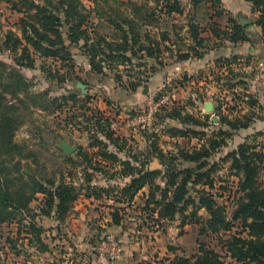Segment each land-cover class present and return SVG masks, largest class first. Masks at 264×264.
I'll return each mask as SVG.
<instances>
[{
  "label": "rangeland",
  "instance_id": "rangeland-1",
  "mask_svg": "<svg viewBox=\"0 0 264 264\" xmlns=\"http://www.w3.org/2000/svg\"><path fill=\"white\" fill-rule=\"evenodd\" d=\"M53 1L56 6L61 0ZM94 1L79 0L77 11H69L67 15L65 12L61 13L64 22L62 33L66 45L73 55V62L62 64L60 61L55 62L35 56L34 68L20 69L26 82L31 86L30 94L38 96L37 102L34 104L32 100L28 101L23 93L18 94V98L31 107V113L24 111L21 101L5 94L7 100L19 108V115L25 122L17 133V141H25L27 146L35 151L38 161L46 167V173L51 174L55 171L59 174L58 176L62 173L70 177V167L64 162V158L69 156L64 155L59 145L62 141H67L68 144L79 147L77 153L83 149L82 147H86L85 144L90 145L93 134L90 130L93 126L86 121L84 115H91L95 111L102 112L107 120H103L107 122V127L110 126L116 136H120L127 142V145H122V147L128 148L129 146V150H136V153L142 154L145 153V147L146 145L148 147V141L151 139H154L159 148L168 154L176 153L177 145L187 149L198 145L197 139L169 137L166 131L173 127L180 128L181 125L178 121L166 118L167 109L178 107L184 113L195 115L202 120H205V116L208 115L209 126L198 129L204 131L207 138L220 129L231 133V137L227 140V147L222 148L214 155L210 162L219 164L215 180L220 191L219 195L223 194V196L216 198V201L225 208L228 220H232L240 195L237 194V178L234 176V172L230 171L231 162H226L223 159L242 143L249 144L257 151H264V71L254 63V60L251 59L252 56L249 55H231L230 69L233 70V73H230L227 66L220 70L219 59L213 63L210 62V66L207 64L203 68L191 69L199 58L182 61L167 52L162 58L163 67H159L156 60L147 59L146 70L122 67L119 71L107 70L104 75L96 74L92 72L89 63V54H92L90 46L93 48V45H102L103 49L105 44L101 41L100 36L108 35L110 38V35L116 33L109 18L117 19L121 23L122 19L126 17L131 19L134 14L132 9L124 10L123 7L115 6L111 1L97 0V4H94ZM179 1L185 6L183 16L176 15L173 21L162 17L158 24L144 26V29L153 33L165 31V27L172 25V22L178 27H183L179 31V35L176 31L170 33L172 41H178L175 51L178 50V47L182 52H186L189 48V44L185 43V40L186 38L189 40L187 31L190 22L198 23L205 30L201 36L205 38V41L208 40L201 49L203 56L200 60L204 59L209 49L220 48V46L230 43L226 35L222 34L224 31L227 32L226 28L230 30V26H227L230 18L241 25L242 19L248 22L246 24L249 27L247 33L251 35V40L256 37L252 31L257 29L262 32L261 27L256 24L260 14L252 13L251 4L248 6L243 0H221L223 7L226 8L222 17H217L213 8H210V0H204L207 4L200 3L198 6L193 5L195 0ZM140 3L138 1V4ZM81 6L83 9H80ZM21 17H23L22 14L15 12L12 5L0 1V39H3L6 32L19 29L18 24ZM78 24L80 25L75 31L74 37L75 39L80 38L71 43L68 40L70 27H77ZM138 24L141 26V22L138 21ZM215 32L218 33V38L215 36ZM260 35L264 41L263 33ZM212 36L215 38L213 42L210 41ZM86 41L89 42L86 43ZM85 44H88L89 47H86ZM234 57H237L238 60L237 58V61L233 60ZM1 58L7 64L14 66L13 55L6 52ZM225 58L227 57L220 59ZM134 61L135 65L142 63L138 59ZM185 66H188L187 70ZM144 71L146 74H139ZM118 75L121 76V82L118 80ZM138 78L141 80L140 87L136 92H132L128 89L130 81H138ZM4 80L8 79L4 78ZM79 84L84 86L83 90L80 89ZM46 92L49 94L47 97L40 95ZM64 96L69 98L67 102L62 101ZM247 96H251L250 100L247 99ZM54 99L57 101L53 104ZM251 100L257 101L262 108L260 109L258 105L252 108L248 104ZM209 103L213 105L211 113L206 112V105ZM44 107L51 108L52 113L45 112L42 109ZM220 115L228 117L229 120L243 119L246 115L253 117L254 120L248 129L231 131L226 125L220 123ZM116 122L119 123V127L114 129L112 125ZM99 136L105 140L103 136ZM141 142L143 143V152L139 150ZM109 151L114 152L115 150L109 147ZM175 165L177 166V164ZM179 165L180 167L191 166L181 162ZM79 171L80 169L77 168L72 169L73 179L77 185L82 183ZM67 181L70 180L67 179ZM262 181H264V171L262 172ZM98 183L103 185L105 182L98 179ZM108 185L110 184L102 187ZM91 203L84 204L83 208H73L61 222L44 217L37 219L38 225L45 229L41 241L32 239L31 235L26 234L28 229L26 225L29 224L30 218L35 213L33 209L22 214L20 218L25 220L22 224L0 225V264H110L116 262L118 259L111 261L107 256H102L100 251L101 244L107 240L109 235H115L121 241L118 237L119 233L108 231L110 223L106 221L110 217L112 218V214L117 211L116 207L124 208L118 212L121 220L127 222L124 227L125 231L131 235L139 236L138 233H135L136 229L157 227L152 226L146 214H144L145 216L141 215L135 205H125L124 207V205L119 206L112 202V206L97 204L95 201ZM37 205L38 203H33L31 208L35 209ZM198 215L206 229L205 233L200 234L201 226L199 225L193 226L185 232L186 230H179L173 223L171 225V231L174 233L172 237L183 238L179 242L176 239H171L168 242L172 245L169 246L167 243L162 244L163 251L165 252L167 247L166 250L172 257L174 252H171L170 248H175L179 255L192 257L199 253L201 246H206L215 250L226 264H243L231 258L226 244L229 239L228 235L241 231L239 222H234V228L230 234L226 235L223 232L214 234L209 232L207 224H204L210 218L206 210L202 209ZM19 229L24 231L21 236L18 235ZM129 229H134L133 233ZM142 235L141 233L139 237ZM157 237L156 232H151V236L148 235V239H152L151 244L146 242L141 244V247L145 245L153 251L150 259L156 264H168L170 257L166 255L167 253L164 255L162 250L157 249ZM137 242L141 243L142 240ZM121 246L123 254L120 258L122 259L125 253L124 243L121 242ZM140 253L137 248L132 251L130 264H145L138 257Z\"/></svg>",
  "mask_w": 264,
  "mask_h": 264
},
{
  "label": "trees",
  "instance_id": "trees-1",
  "mask_svg": "<svg viewBox=\"0 0 264 264\" xmlns=\"http://www.w3.org/2000/svg\"><path fill=\"white\" fill-rule=\"evenodd\" d=\"M0 1L12 5V9L23 16L19 20V29L6 32L3 39H0V225L22 224L25 221L20 218L22 214L33 209L35 213L26 225L28 228L26 234L31 235L32 239L41 241L45 229L38 225L37 219L44 217L61 222L83 195L95 200L106 197L119 206L135 205L140 214H146L152 226L158 228H163L166 222L180 217L183 225L187 223L199 225L200 234H204L206 229L200 222L201 217L198 213L205 209L210 218L204 224H207V230L214 234L222 232L226 235L230 234L234 222H239L241 231L228 235L229 239L226 242L232 259L243 264H264V181H262L264 151H257L249 144L242 143L224 157V161L231 162L230 171L234 172L237 178V194L240 195L232 220H228L225 208L216 201V198L223 196V194L219 195L220 191L215 180L219 164L211 163L210 159L222 148L227 147L231 133L220 129L207 138L206 133L198 129L209 126L208 115L202 120L195 115L184 113L178 107L167 109L166 118L178 121L181 125L180 128H169L166 131L169 137L197 139L198 145L188 149L177 145V152L168 154L159 148L154 139H151L148 141L145 153L133 154L129 151L127 160H121L117 152L123 151L125 148L122 145L126 146L127 142L116 136L110 126L107 127L105 122L107 120L102 112H92L91 115H84V118L93 126L90 130L93 134L89 147L94 152L89 153L81 149L78 153L75 152L70 157L64 158V162L70 167V177L62 173L58 176L55 171L51 174L46 173V167L38 161L35 151L27 146L25 141H17V133L25 122L19 115V108L9 102L5 94L21 101L24 111L31 113V107L18 98V94L23 93L26 99L32 100L34 104L38 96L30 94L31 86L26 82L20 69L34 68L35 56L55 62L60 61L62 64L73 62V55L62 33L64 22L61 13L65 12L67 15L69 11H77L79 0H61L56 6L53 0ZM107 1L123 7L124 10L132 9L134 16L131 19L127 17L122 19L121 23L117 19L109 18L116 33L110 35V38L108 35L100 36L105 44L103 49L102 45H93V48L90 46L92 54H89V63L92 72L104 75L107 70L119 71L122 67L141 70L147 68V59H154L159 67H163L162 58L167 52L182 61L200 59L203 56L201 49L206 41L201 34L205 30L196 22H190L188 25L187 34L192 45L186 52L180 49L175 51L170 47L173 45L170 33L176 31L179 35L183 27H178L172 22V25H167L163 32L153 33L144 29V26L158 24L162 17L173 21L174 16H183L185 6L179 0ZM138 1L141 3L138 4ZM245 1L251 4L252 13L260 14L256 24L261 27L264 36V0ZM210 2V8H213L216 16L222 17L226 9L223 7V2L221 0H210ZM95 3L97 4V0L94 1ZM200 3L207 4L204 0H195L193 5L198 6ZM80 9H83L82 6ZM137 20L141 22V26ZM228 23L230 30L222 34L226 35L230 43L238 45L251 41L247 33L248 26L243 27L231 18ZM79 25L70 27L68 40L71 43L80 38L74 37ZM214 34L218 38V33ZM85 46L89 47L88 44ZM6 52L14 56V66L2 60L1 56ZM236 58L234 57L233 60ZM135 59L142 63L135 65ZM230 60V58L219 59L220 70L225 69L226 66L229 70L232 64ZM230 73H233L232 69ZM139 74H146V71ZM4 78L8 80L5 81ZM118 80L120 82L122 80L119 75ZM139 83H141L140 79L130 81L128 89L136 92L140 87ZM40 95L47 97L49 94L46 92ZM250 98L251 96H247L248 100ZM64 100L67 102L69 98L64 96L62 101ZM56 101L57 99H54L53 104ZM248 104L252 108L257 105L262 108L257 101L251 100ZM42 109L52 113L51 108ZM253 120V117L246 115L243 119L235 120L220 115V123L231 131L248 129ZM111 146L114 152L109 151ZM141 156H143L142 160H140ZM98 157L101 158V162L96 160ZM154 158L162 162L164 170L150 169V163ZM103 161L111 162L112 165L119 163L122 168L108 169ZM179 162L191 166L180 167ZM76 168L80 169L82 180L80 185H77L73 179L72 169ZM100 174L116 180V185L102 187L94 184V177ZM120 180L127 182L122 186L118 183ZM138 198L142 201L141 204L137 202ZM33 203H38L35 209L31 208ZM120 209L124 208L116 207L117 211L112 214L116 225L122 222L118 212ZM23 232L19 229L18 235L21 236ZM198 252L192 257L176 255L168 260V264H226L221 256L209 247L201 246Z\"/></svg>",
  "mask_w": 264,
  "mask_h": 264
},
{
  "label": "crops",
  "instance_id": "crops-1",
  "mask_svg": "<svg viewBox=\"0 0 264 264\" xmlns=\"http://www.w3.org/2000/svg\"><path fill=\"white\" fill-rule=\"evenodd\" d=\"M243 1H245V0H243ZM246 3L248 4V6H250V3H248V2H246ZM227 26H229V24H227ZM225 30H229V29L226 28ZM252 32L255 34L256 37H254L251 40V42L238 44V45H235V44L233 45V44L227 43L224 46H220V48L216 47L215 49H209L207 51L204 59L196 60V63L194 64V67H192L191 69H193V68H196V69L203 68L207 64H209L210 62L213 63L215 60L220 59L222 57H227V58L229 57L230 58L231 55H241V56H248L249 55V56H252L251 59L254 60V63H256V65L259 68H261V70L264 71V41H263V38H261V35H260V34H262V32L260 30H257V29L252 31ZM157 33H159V32H157ZM249 36H251V35L249 34ZM214 39L215 38L212 36L210 41L213 42ZM172 43L174 45L170 46V47L175 50V48H177V46H178V45H176V44H178V41H173ZM185 43H188L189 46L192 44V42L189 41L188 38H186ZM162 47H164V44L162 45ZM178 49H180V48L178 47ZM202 61H204V62H202ZM208 66H210V64ZM187 67L188 66H185L186 70H187ZM85 146L86 147H82V148L85 149V150H88L90 153L94 152V150H92L89 147V144L88 145L85 144ZM146 147H147V145H146ZM146 147H145V151H146ZM111 148H113V147L111 146ZM129 149H130V147L128 146V148H125L123 151L117 152L119 154L118 156H119V158L121 160H127L128 156H129L128 153H130V152H132L133 154L136 153V150L135 151H131ZM78 150H79V147H78ZM139 150L141 152H143V143L140 144ZM121 153H123V155H120ZM142 159H143V156L140 157V160H142ZM96 160H98L100 162L102 161L100 157L96 158ZM102 163L104 165H106L108 169L109 168H113L115 170H120L122 168V166L119 163H114L113 165L111 164V162L103 161ZM149 167L152 170H164L165 169V167L163 166L162 162L159 161L156 158L152 159ZM113 169L111 170L112 172H113ZM98 179H100V181H104L105 182L103 185L110 184V186H115L116 182H117L114 179H110L109 176L104 177L103 174H100V175H97V176L94 177V184H97L99 186H103V185L98 183ZM126 182H127V180H120L118 183L123 186V185L126 184ZM111 184H113V185H111ZM145 190L147 191V189H145ZM90 201L91 202L95 201V203H97V204L108 205V206H112L111 202H112V204L114 203L112 200H109V198H106V197L103 198L102 200H95V199L86 198L85 196L82 195L78 199V201L75 203L74 209H76L77 207L78 208H83L84 204L86 205V204H88V202L90 204H92ZM137 201H138L139 204L142 203L139 198L137 199ZM90 206L94 207L92 205H90ZM124 207H125V205H124ZM106 221L108 223H110L108 225L109 226L108 231L115 232L116 234L119 233L118 237H120L121 242L124 243V245H125V253H124L122 259L119 258L118 261L112 262L110 264H130V261H131L130 260V254L132 253L133 250H135V248L140 250L141 253L138 255V257H140V259L142 261H144L145 264H148V263L149 264H156L152 259H150L151 258L150 256H151V254H153V251H151L145 245L143 246L144 248L141 247V244L143 245L146 242L149 245L151 244L152 239H148V235L151 236V232H156V235L158 236L157 239H156L157 240V249L163 251L164 249H163V245L162 244H166L167 243V246H169L171 243H169L168 241H170L171 239H176L177 238V237H175V238L172 237L174 233H173V231H171V229H172L171 225L173 223L176 225V227H178L179 230L180 229L186 230L185 232L189 231L190 228H192L193 226L197 227V225L192 224V223H187V224L183 225L182 224V220H180L179 217H177V219L174 220V221L166 222L165 226L163 228L156 227V228L148 229L149 227H147V229L146 228H144V229L142 228L141 230L140 229H136L135 233H138L139 236H141V233L143 234L142 237H139V236H135L133 234L131 235L127 231H125L124 227H125V224H127V222H125V220H122L120 225L119 224L118 225L114 224V222H113L111 217H110V219H108ZM133 230L129 229V231L132 232V233H133ZM182 238L183 237L178 236V239H176V241L179 242L180 239H182ZM140 239L142 240V242L138 243L137 241H139ZM166 249H167V247H166ZM166 249H165V252L163 251L164 253H162V254L165 255L167 253L166 255L169 256L170 259H173L176 255H179V252L175 248H170V251L174 252V253H172L173 255L171 257L170 254H168L169 253L168 250H166Z\"/></svg>",
  "mask_w": 264,
  "mask_h": 264
},
{
  "label": "built area",
  "instance_id": "built-area-1",
  "mask_svg": "<svg viewBox=\"0 0 264 264\" xmlns=\"http://www.w3.org/2000/svg\"><path fill=\"white\" fill-rule=\"evenodd\" d=\"M112 126L116 129V127H119V123H113ZM100 251L102 256H107L111 261L119 259L123 254L121 241L115 235H109L107 240L101 244Z\"/></svg>",
  "mask_w": 264,
  "mask_h": 264
},
{
  "label": "water",
  "instance_id": "water-1",
  "mask_svg": "<svg viewBox=\"0 0 264 264\" xmlns=\"http://www.w3.org/2000/svg\"><path fill=\"white\" fill-rule=\"evenodd\" d=\"M246 24H248V22L245 21L244 19H242V25L246 26ZM78 86L80 87V89H82V90L84 89V86L82 84H79ZM212 111H213V105L211 103L207 104L206 105V112L211 113ZM59 147L63 150L64 155L67 157L68 156L70 157L71 155H73L78 149L77 146H72V145L68 144L67 141H62L60 143Z\"/></svg>",
  "mask_w": 264,
  "mask_h": 264
}]
</instances>
